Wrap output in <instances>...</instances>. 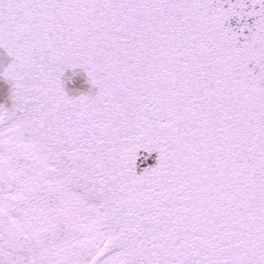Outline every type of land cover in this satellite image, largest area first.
<instances>
[{
	"label": "snow or ice",
	"instance_id": "obj_1",
	"mask_svg": "<svg viewBox=\"0 0 264 264\" xmlns=\"http://www.w3.org/2000/svg\"><path fill=\"white\" fill-rule=\"evenodd\" d=\"M0 264H264V0H0Z\"/></svg>",
	"mask_w": 264,
	"mask_h": 264
}]
</instances>
